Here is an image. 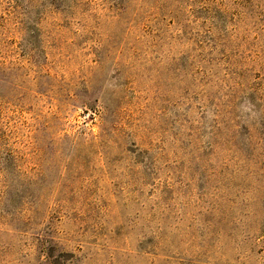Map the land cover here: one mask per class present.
I'll list each match as a JSON object with an SVG mask.
<instances>
[{
	"label": "rangeland",
	"instance_id": "1",
	"mask_svg": "<svg viewBox=\"0 0 264 264\" xmlns=\"http://www.w3.org/2000/svg\"><path fill=\"white\" fill-rule=\"evenodd\" d=\"M0 264H264V0H0Z\"/></svg>",
	"mask_w": 264,
	"mask_h": 264
}]
</instances>
